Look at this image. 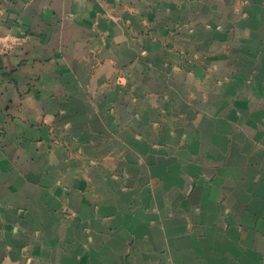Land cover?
I'll return each mask as SVG.
<instances>
[{
  "label": "crops",
  "instance_id": "0c3cea01",
  "mask_svg": "<svg viewBox=\"0 0 264 264\" xmlns=\"http://www.w3.org/2000/svg\"><path fill=\"white\" fill-rule=\"evenodd\" d=\"M0 264H264V0H0Z\"/></svg>",
  "mask_w": 264,
  "mask_h": 264
}]
</instances>
